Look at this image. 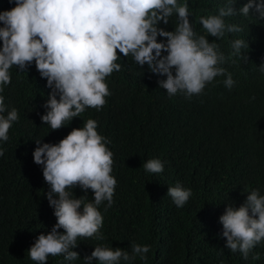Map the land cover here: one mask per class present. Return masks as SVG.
Wrapping results in <instances>:
<instances>
[{
	"label": "trees",
	"instance_id": "16d2710c",
	"mask_svg": "<svg viewBox=\"0 0 264 264\" xmlns=\"http://www.w3.org/2000/svg\"><path fill=\"white\" fill-rule=\"evenodd\" d=\"M186 2L194 31L208 36L200 18L218 14L226 0ZM245 2L237 0L235 7ZM13 7L15 0H0V11ZM225 21L243 31L208 39L218 43L225 56L221 66L232 74L231 89L224 84L225 74L207 84L201 95L170 97L158 85L166 76L151 73L147 65L141 68L131 55L120 54L121 71L106 78L111 92L106 104L100 110L87 108L58 130L41 120L51 89L35 62L27 72L15 66L10 69L11 83L0 94L9 111L18 110L19 120L10 128L9 139L0 141L4 149L0 156V264H36L28 250L56 223L46 196L49 186L43 166L33 160L36 139L58 143L88 119L98 122L97 131L111 141L107 147L114 154V203L106 210V201L99 206L105 239L78 240L73 250L79 259L49 256L46 264H86L83 258L95 246L120 247L131 254L133 243L150 245V251L146 260L137 257L130 264H264V241L244 260L225 246L219 220L228 204L239 207L251 190L259 189L264 195V73L258 68L264 63V20L250 13ZM177 22L174 14L167 25L161 21L158 27L172 31ZM157 39L166 42L167 38ZM235 39L248 42L249 48L241 49L246 60L229 58ZM153 158L164 163L163 172L145 171L143 163ZM177 183L192 191L180 208L167 195L168 187ZM73 192L76 198L85 195L79 187ZM86 195L89 201L94 199L90 189ZM256 253L260 259L253 260Z\"/></svg>",
	"mask_w": 264,
	"mask_h": 264
},
{
	"label": "clouds",
	"instance_id": "9594fccd",
	"mask_svg": "<svg viewBox=\"0 0 264 264\" xmlns=\"http://www.w3.org/2000/svg\"><path fill=\"white\" fill-rule=\"evenodd\" d=\"M236 3L226 0L218 14L200 18L206 36L194 31L186 0H15V7L0 11V93L11 83L13 66L27 72L35 62L51 89L41 120L51 130H58L87 108L100 110L106 104L111 95L106 78L121 71L120 54L131 55L141 68L147 65L151 73L166 76L158 85L170 97L201 95L207 84L225 74L224 84L231 89L235 84L232 74L221 66L225 56L208 37L219 39L225 33L243 31L239 25L226 23V17L251 13L264 20V0H246L239 8ZM174 14L178 20L174 30L158 27L161 21L167 25ZM158 36L167 38L166 42L158 41ZM231 48L229 58L247 59L241 49L249 48L248 42L235 39ZM258 68L264 73V63ZM18 120V110L9 111L0 94V141L9 139V130ZM97 128L98 122L88 119L58 143L36 139L33 160L43 166L49 186L46 196L56 217L51 231L41 233L28 250L36 264H46L49 256L77 260L79 253L73 249L78 240L105 239L99 206L105 201V210L112 206L117 180L112 175L114 154L107 147L111 141ZM142 166L153 174L164 170L159 158L148 159ZM76 187L85 195L76 198ZM89 189L94 194L90 201ZM167 195L180 208L192 191L177 183L168 187ZM219 220L227 249L248 260L253 248L264 241V195L259 189L251 190L239 207L228 204ZM131 248L130 254L120 247L95 246L83 259L86 264H130L137 257L147 259L150 245L133 243ZM252 259H260V254Z\"/></svg>",
	"mask_w": 264,
	"mask_h": 264
}]
</instances>
